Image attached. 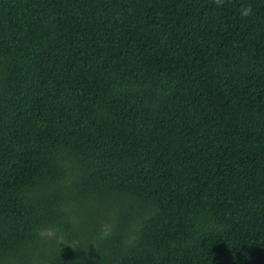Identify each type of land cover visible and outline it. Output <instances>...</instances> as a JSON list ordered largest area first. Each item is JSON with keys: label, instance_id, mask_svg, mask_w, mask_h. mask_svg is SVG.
<instances>
[{"label": "trees", "instance_id": "obj_1", "mask_svg": "<svg viewBox=\"0 0 264 264\" xmlns=\"http://www.w3.org/2000/svg\"><path fill=\"white\" fill-rule=\"evenodd\" d=\"M0 264H264V0H0Z\"/></svg>", "mask_w": 264, "mask_h": 264}, {"label": "clouds", "instance_id": "obj_2", "mask_svg": "<svg viewBox=\"0 0 264 264\" xmlns=\"http://www.w3.org/2000/svg\"><path fill=\"white\" fill-rule=\"evenodd\" d=\"M242 14L243 15H247L248 14V10H244V12Z\"/></svg>", "mask_w": 264, "mask_h": 264}]
</instances>
